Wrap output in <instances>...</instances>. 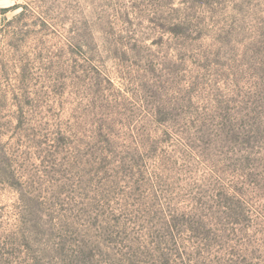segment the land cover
<instances>
[{
  "label": "rangeland",
  "instance_id": "obj_1",
  "mask_svg": "<svg viewBox=\"0 0 264 264\" xmlns=\"http://www.w3.org/2000/svg\"><path fill=\"white\" fill-rule=\"evenodd\" d=\"M91 252L264 264V0H0V264Z\"/></svg>",
  "mask_w": 264,
  "mask_h": 264
},
{
  "label": "trees",
  "instance_id": "obj_2",
  "mask_svg": "<svg viewBox=\"0 0 264 264\" xmlns=\"http://www.w3.org/2000/svg\"><path fill=\"white\" fill-rule=\"evenodd\" d=\"M91 253H92V254H91V256H90V261H88V264H94L95 262H96V264H104V263H100V261L98 260V258H96V256H97L96 253H95L96 255L93 254V252H91ZM119 258H120V257H119ZM122 258H123V256H122ZM126 258H127V259H130V261L133 260V258H132L131 256L128 257V256L126 255ZM93 259H94V263H93ZM44 263H45V264H46V263H48V264H53V263L50 262V261H49V262H44ZM44 263H43V264H44ZM72 264H74V263H72ZM78 264H79V263H78Z\"/></svg>",
  "mask_w": 264,
  "mask_h": 264
}]
</instances>
